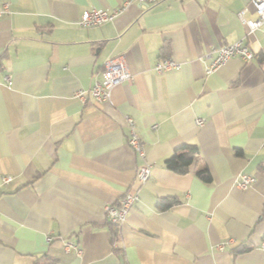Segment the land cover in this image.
I'll return each instance as SVG.
<instances>
[{
    "label": "crops",
    "instance_id": "crops-1",
    "mask_svg": "<svg viewBox=\"0 0 264 264\" xmlns=\"http://www.w3.org/2000/svg\"><path fill=\"white\" fill-rule=\"evenodd\" d=\"M122 1L0 0V264H264V23L250 33L242 20L244 9L258 16L251 0H160L78 24L84 10ZM239 38L256 55L207 73ZM116 56L133 78L110 101L77 97ZM164 57L181 67L157 73ZM188 144L198 148L188 170L167 167ZM143 161L151 176L117 228L106 205L137 185ZM239 174L255 181L241 188Z\"/></svg>",
    "mask_w": 264,
    "mask_h": 264
},
{
    "label": "built area",
    "instance_id": "built-area-1",
    "mask_svg": "<svg viewBox=\"0 0 264 264\" xmlns=\"http://www.w3.org/2000/svg\"><path fill=\"white\" fill-rule=\"evenodd\" d=\"M133 1L138 5H148L160 0H123L118 6L112 9L100 7L89 8L82 12L78 20V24L83 27H91L113 20L120 14L124 13ZM251 3L255 7L258 14L256 19H246L244 16L246 9L240 12V16L247 24L250 33L264 23V0H251ZM8 11L9 3L7 2L0 7V15ZM255 55V51L245 42V39L239 38L231 44L219 47L218 53L214 58H212L211 62L206 65L205 70L207 73L212 72L234 57H240L243 60H250ZM181 65L182 62L179 60L164 57L156 62L154 69L157 73H162L171 69L180 68ZM132 78L133 73L130 71L126 59L123 56H116L106 61L103 70V77L95 79L89 90H78L76 92V96L85 101L86 94L90 93L98 102L110 101L114 86L122 81H129ZM6 80L8 83L12 82L10 74L6 75ZM125 120L129 128V145L135 150V152H137L138 155L144 157V142L137 131L135 119L130 115H126ZM196 123L197 125H202L204 123V118L198 117L196 119ZM152 169L153 165L147 161L138 163L136 166L137 185L130 186L117 203H110L106 205V217L112 225L118 228L126 222L129 211L138 198V186L151 176ZM2 179L3 181H9L12 179V176L5 175ZM254 181V175L239 174L237 185L241 188H246ZM51 239L52 236L49 235L47 240L50 241ZM63 246L66 250L74 247L78 249V252H81V249H79L76 243L71 240H64Z\"/></svg>",
    "mask_w": 264,
    "mask_h": 264
},
{
    "label": "trees",
    "instance_id": "trees-1",
    "mask_svg": "<svg viewBox=\"0 0 264 264\" xmlns=\"http://www.w3.org/2000/svg\"><path fill=\"white\" fill-rule=\"evenodd\" d=\"M184 148L185 149H183L182 151H175L172 155H170L165 159V164L167 167L177 172H185L188 170L191 163H193V161H195L197 158L198 148L196 147V145L193 144H188L184 146ZM198 174L200 175V177H202L205 180H210L211 178V175L207 169L199 170ZM158 203L162 207H167L170 205V201L167 200V198H160ZM248 248L249 246L245 245L241 250L239 249L237 251H245ZM54 263L55 260L50 257L45 258L43 261L37 262V264H54Z\"/></svg>",
    "mask_w": 264,
    "mask_h": 264
}]
</instances>
